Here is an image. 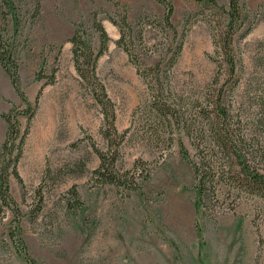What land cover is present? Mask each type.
I'll return each instance as SVG.
<instances>
[{
  "label": "rangeland",
  "instance_id": "1",
  "mask_svg": "<svg viewBox=\"0 0 264 264\" xmlns=\"http://www.w3.org/2000/svg\"><path fill=\"white\" fill-rule=\"evenodd\" d=\"M171 1L173 25L187 29L171 90L198 91L211 82L216 71L210 59L209 29L196 14L200 7L192 0ZM243 1L249 11L245 23L251 30L235 39L244 74L233 97L240 99L250 92L254 103L256 96L264 102V51L257 46L264 38V0ZM14 2L22 16L13 40L18 50L19 86L33 115L16 167L23 182L20 185L12 174L8 177V193L21 214L19 220L13 208L0 207V264H26L10 240L18 231L38 264H264V201L245 194L234 197L239 193L222 186L217 199L224 205L209 206L199 214L193 172L180 156L174 125L167 149L148 144L134 132L125 136L117 167L131 170L134 161L141 159L149 171L147 180L136 179L138 190L91 179L99 163L92 144L105 150L106 143L100 134L99 107L78 84L73 67L68 39L74 24L90 28L91 14H97L109 41L96 73L115 105L117 131L136 130L147 120L145 114L133 115L147 91L127 54L116 46L118 31L108 16L126 14L132 23L141 17L161 19L163 7L155 0ZM5 29L1 37L11 42L10 23ZM153 37L147 30L145 40ZM91 45L98 48L97 34ZM145 59L152 62L155 55ZM52 67L56 68L55 80L42 87L45 80L36 81V74L44 69L48 74ZM170 99L174 102V95ZM13 106L25 108L0 67V144L7 128L1 114ZM253 108L247 107L245 114L250 115ZM17 119L24 128L27 117ZM181 140L192 154L186 138ZM81 161H85L83 172L76 168ZM72 188L83 209H67Z\"/></svg>",
  "mask_w": 264,
  "mask_h": 264
},
{
  "label": "trees",
  "instance_id": "2",
  "mask_svg": "<svg viewBox=\"0 0 264 264\" xmlns=\"http://www.w3.org/2000/svg\"><path fill=\"white\" fill-rule=\"evenodd\" d=\"M155 1L163 7L161 19L146 20L141 17L132 23L128 21L126 14L108 16L109 22L118 31L116 46L127 54L128 61L134 66L147 91L144 103L133 112V115L145 114L147 120L138 125L136 130L128 128L122 132L117 131L115 105L96 73L97 61L107 50L109 41L103 25L96 19L97 14H91L90 28L82 23L74 24L68 39L78 84L93 99L102 116L100 134L106 143V149L100 150L92 144L99 163L92 169L91 179L101 185L109 184L129 191L138 190L136 179L147 180L149 171L145 161L141 159L134 161L131 170L117 167L120 160L119 148L126 139L125 136L134 132L145 138L148 144L154 147L165 146L160 149H167L171 141L170 129L174 125L173 135L178 136L180 156L193 172L195 183L192 189L196 192L199 214L204 213L209 206L224 205L217 199V192L222 186L239 193L234 197L245 194L264 201V102L256 96L257 101L254 103L255 96L250 92L240 99L233 97L244 74L235 39L244 38L251 30V25L246 26L245 23L249 11L244 1L192 0L200 7V12L196 14L209 29L213 47L210 59L214 62L216 71L210 83L198 91L190 92L171 90L173 70L181 55L187 29L179 30L173 25L171 0ZM21 19L14 0H0V67L25 105L22 110L13 106L8 112L1 114L7 128L0 144V154L4 155V159L0 160V207L3 204L13 208L18 220L21 214L8 193V177L12 174L20 185L23 182L16 167L33 115L31 103L20 90L18 50L13 41L19 31ZM187 21L188 19L186 23ZM6 23L11 25V42H6L1 37V33L6 31ZM147 30L154 34L149 42L145 40ZM93 34L98 35L96 50L91 45ZM257 46L264 51V38ZM152 54L155 59L148 62L145 58ZM44 72L45 69L35 77L36 81L45 80L42 87L54 82L56 68L52 67L48 74ZM173 95L174 102L169 101ZM252 105V113L246 115L245 109ZM19 115L27 117V123L22 129L17 119ZM181 137L188 141L192 154L184 147ZM76 168L83 172L85 161H81ZM69 193L72 202L66 203L67 209H83L75 188ZM10 240L14 242L18 254L26 264H38L29 256L19 231L11 234Z\"/></svg>",
  "mask_w": 264,
  "mask_h": 264
}]
</instances>
